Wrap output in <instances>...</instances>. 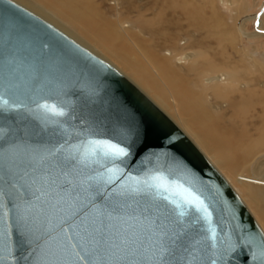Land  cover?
Wrapping results in <instances>:
<instances>
[{"label": "water", "instance_id": "obj_1", "mask_svg": "<svg viewBox=\"0 0 264 264\" xmlns=\"http://www.w3.org/2000/svg\"><path fill=\"white\" fill-rule=\"evenodd\" d=\"M0 264H264V231L125 75L0 0Z\"/></svg>", "mask_w": 264, "mask_h": 264}, {"label": "rangeland", "instance_id": "obj_2", "mask_svg": "<svg viewBox=\"0 0 264 264\" xmlns=\"http://www.w3.org/2000/svg\"><path fill=\"white\" fill-rule=\"evenodd\" d=\"M14 1L48 20L77 42L97 53L104 60L117 68L145 94H147L155 104H157L175 123H177V125L182 127L181 129L191 140L193 138L192 141L195 144L197 143V146L199 145L198 147L206 156H216L221 158L223 154L227 153L233 160H236L228 165L229 168H226V165L224 167L223 163L219 162H215V167L227 180L234 177L236 181L239 180L241 176L246 177L245 180L247 187H249L248 189L254 193L256 196L254 197L255 200L260 204V213H258L259 211L255 209L249 201L246 200L247 203L245 204L250 211L252 210L251 213L264 231V216L262 214L264 213V148L255 149L252 152H249V148L245 145L242 146L237 144L234 147H229L228 150L226 148V152L223 154H216L214 150H211L195 136L196 133L190 129L185 120L187 117L181 116L180 113L179 115L173 108L163 106L158 97L153 94V91L149 86L137 77L138 75L141 78L142 73H147L153 77V71H157L155 67H153L152 71L151 67L148 65L149 63L151 64V62L148 59L147 53L151 47V50L156 51L155 53L157 57L162 56L161 58H168V61L173 68L183 71L180 70L181 67L176 66L175 63L180 61L181 55L187 50L178 49L177 43L178 40L190 37L192 43L196 40L197 44L200 43V46L202 45V47L205 48L200 49L201 47L197 46L192 48L196 52H200L199 54L202 55L203 53L205 55V50L208 48L209 53H206L208 56L206 57L209 60V65H211L210 63L213 61L210 57H212L214 53L221 54L222 58H229L233 65V67H215L213 68L215 71L212 70L211 67L210 69L212 71L207 70L201 72L197 84L195 80H193L195 83L192 84L195 90L203 92L206 95L211 94L213 90H217L224 97H226V95L230 96L232 98L231 100L227 98L219 101V103L225 102L229 104V108L225 109L227 114L222 122L227 121V119L230 120L231 118H235L236 114H234V111L237 106L240 111V119L245 124L244 126L248 130L249 136L255 141L260 136L264 137V36L257 34L258 25L255 19V15L261 13L262 8L264 7V0H236L232 8L224 6L219 0H212L214 2H211V0H188L191 2L188 3L190 9H192V7L201 8L204 17L211 18L216 16L217 19H219V21H217L220 26L212 27L211 29L206 24L207 27L203 25V28L200 30L192 27V25L189 26V23L184 21V12L179 5L176 3L168 5L165 0H125V3L120 7L121 13H119L120 15L118 17L113 16L118 13L110 12V10L115 7L111 4V0H84L86 2H93L96 10L107 15L106 18L115 23L120 32L123 31L120 25L124 26V24L131 22V29H127L126 32L132 37L135 34L136 41L141 39L140 43L144 42V44L147 45V48L143 49V54L146 53L144 55L145 57H142L143 55L137 51V47L132 45L129 39H125L126 51L124 50V52H126L125 55L129 61L128 66L126 67L114 59V57L112 58V56H108V52L98 44L87 42L85 36L82 34V30L78 27L71 26L61 17L52 15L47 7H44L37 2L38 0ZM51 3L53 9L59 11L62 16L65 18H72L76 21L77 23H74V25H83L84 22L79 17L80 13L75 12L74 9L70 7H66L60 0H54L53 2H50V5ZM74 3L75 4L71 6L76 4L82 6V3H76L75 0ZM176 22L179 23V25H175ZM180 24H182V26ZM260 29L264 31V15L261 19ZM87 31H89V34L92 33L90 35L94 36L97 32H94L93 29H87ZM226 32H229L227 35L231 34L232 37L230 44L224 45L222 37ZM174 43H176V45H174ZM137 44L139 45V42ZM120 47L123 48L122 46ZM223 48H225V51H221ZM165 50L173 53L175 52L174 54L177 56L174 57V60L164 54ZM177 50H179V52ZM144 59L149 63H147V61L145 62ZM187 65L182 66L186 69L189 67V65ZM203 70L206 69L203 68ZM221 72L227 73L231 77L237 76L234 78L236 83L232 82L231 86L226 87H210L209 83L206 82V79ZM181 73L184 74L185 72L183 71ZM167 94L169 95V91ZM170 102L173 101L170 100ZM206 133L213 135L210 129H208ZM244 152L245 154L243 155ZM238 155L241 156L238 157ZM222 159L225 160V158ZM237 161H240V163ZM235 181L233 182V185L238 187Z\"/></svg>", "mask_w": 264, "mask_h": 264}, {"label": "bare ground", "instance_id": "obj_3", "mask_svg": "<svg viewBox=\"0 0 264 264\" xmlns=\"http://www.w3.org/2000/svg\"><path fill=\"white\" fill-rule=\"evenodd\" d=\"M49 1L53 2L54 0H38L37 2L41 5H43L44 7H47L49 9L48 11H50L52 15L59 16L62 19H64L71 26L78 27L80 30H82V34L85 36L87 42H92V43L98 44L99 46H101L102 48H104L108 52V54H109L108 56H112V58L114 57V59L119 61L121 64L125 65V67L128 66V63H129L128 58L125 55L126 52H124L125 46H126L125 45V42H126L125 39L126 38L130 40L132 45L137 47V51L143 55L142 57H145L144 55L146 53L143 54L144 53L143 49L147 48V45L144 44V42L140 43L141 39H138L136 41V36H134L135 35L134 33H133L134 35L132 37V36H129L128 32H126L127 29H131L130 28L131 22L130 23L125 22L126 24H124V26L120 25L121 28L123 29V31L120 32L117 25L106 18L107 15L96 10L93 2H90V1L86 2L84 0H75L76 3H79V4L82 3L81 4L83 6V8H82V6H78L77 4L74 6H71V5L75 4L74 0H60L61 3H63V5H65L66 7H70L72 9H74L75 12L80 13L79 17L82 19V21L84 23H83V25L77 26V25H74V23H77V22L74 21L72 18H68V17L65 18L64 16L61 15V13L59 11L54 10L52 3L50 5ZM219 1L224 6L230 7V8H232L234 3L236 2V0H219ZM165 2L168 5H170L172 3H176L177 5H179V7L184 12V19H185L184 21L189 23V26L192 25V27H195L198 30L202 29L203 25L206 27L208 25L211 29H212V27L220 26V24L218 22L219 19H217L216 16H213L211 18H207V17L203 16L201 8L199 9L198 7H192V9H190L188 7V3H191V2L188 0H181V1H179V0H165ZM211 2H214V1L211 0ZM124 3H125V0H113V1L111 0V4L114 5L115 7L112 9L114 11L110 10V12L111 13H118V14H115L113 16L118 17L120 15L119 14V13H121L120 7ZM109 7H111V6H109ZM28 10H30V9H28ZM30 11L33 12L32 10H30ZM36 15H38V14H36ZM263 15H264V11H262L260 16L255 15V19L258 22L257 34H260L261 36H264V31L260 29L261 19H262ZM39 17H41V16H39ZM214 17H215V19H214ZM41 18H43V17H41ZM44 20H46V19H44ZM213 20H215V21H213ZM46 21L49 22L48 20H46ZM49 23L52 24L51 22H49ZM176 24L179 25V23H177V22L175 23V25ZM180 25L182 26V24H180ZM53 26H55V25H53ZM56 28H58V27H56ZM87 29H93L94 32L97 31L95 36L90 35L92 33L89 34V31H87ZM59 30H61V29H59ZM63 33H65V32H63ZM227 33H229V32H226L225 34L223 33L224 35L222 37V40L224 41V45L230 44V42H231L232 35L231 34L227 35ZM66 35H68V34H66ZM189 38L190 37H185L183 40L182 39L178 40V43H177L178 49L187 50V51H185L184 54L181 55L180 61H177L175 63L176 66L181 67L180 70H183L185 72L184 74L181 73L183 71H179L176 68H173L169 63L168 58H165V57L161 58L162 56L157 57V55L155 53L156 51L151 50L152 49V47H151V49L148 50V53H147L148 59L150 60L151 64L146 60L147 57L144 60H145V62L147 61V63H149L148 65L151 67L152 71H153V67H155L157 69V71L156 72L153 71V77H152V75L150 76L147 73H142L141 78L138 75H137V77L140 80H143L144 83L149 86V88L153 91V94L158 97L159 101L161 102V104L163 106H168L169 108H173L174 110H176L178 112V114L180 113L181 116L187 117V118H185V120H186L188 126L190 127V129H192V131H194L196 133L195 134L193 132L195 134V136L202 143H204L206 146H208L211 150H214L216 154H218V155L223 154L226 152L225 151L226 148L228 150L229 147H234L237 144L242 145V146L245 145L247 148H249V152H252L255 149H263L264 148V137L260 136L255 141V140H253L252 137L249 136L248 130L244 126L245 124L240 119V111L237 108V106H236V109L234 111V114H236L235 118H231L230 120L227 119V121L222 122V120H224V118L226 117L227 113H226L225 109L229 108V104L225 103V102L219 103V101L222 99H227V98H229V100H231L232 98L230 96L226 95V97H224L217 90H213V89H212L213 92L211 94H208V95L204 94L203 92H199V91L195 90L192 83L196 82V84H197L201 72L207 71V70L212 71V70H214L213 68H215V67H217V68L227 67V66L233 67V65H232V62L229 60V58L228 59L222 58L221 54H219V53H214L212 55V57H210L211 60H213V61L210 63L211 65H209L208 64L209 60L207 58L208 56L206 55V53H209L208 48L205 50V55L202 53V55H204V56H202L201 54H199L200 52L198 53L192 48H195V46L201 47L200 49H205V48L202 47V45L200 46V43L197 44L196 40H194L192 43L191 38L190 39ZM73 40H75V39H73ZM172 40L174 41L173 38H172ZM138 42H139V45L137 44ZM77 43H79V42H77ZM80 45H82V44H80ZM174 45H176V43H174ZM120 46H122L123 48H121ZM83 47H85V46H83ZM85 48L88 49L87 47H85ZM175 48H176V46H175ZM88 50L91 51L92 53H94L95 55L99 56L97 53L93 52L92 50H90V49H88ZM222 50L225 51V48L221 49V51ZM119 51H121V52H119ZM177 51L179 52V50H177ZM174 53L171 51H168V50L164 51V54L173 60H174V57L177 56ZM99 57L102 58L101 56H99ZM187 64L189 65V67L184 69L183 66H186ZM193 66H195V67H193ZM203 68L206 70H203ZM236 77L237 76L231 77L229 74L221 72V73H219L213 77L212 76L208 77L206 79V82L209 83L210 87H217V86H219V87L225 86L226 87V86H231L232 82H235L234 78H236ZM193 80H195V82ZM168 91H169L170 97L172 96L171 98L167 94ZM145 95H147V94H145ZM169 98L173 102H170ZM231 103H232V101H231ZM180 128H182V127H180ZM208 129H210V131L212 132L213 135H209L208 133H206V131ZM192 140H193V138H192ZM244 154H245V152L243 153V155ZM239 156H241V155H238V157ZM206 157L214 166L216 164L215 162H217V163L219 162V163H223L224 167L226 165V168H229L228 165L231 164L232 162L236 161V160H233L230 156H228L227 153L223 154L221 156V158L216 157V156H214V157L206 156ZM222 158H225V160H223ZM237 162L240 163V161H237ZM245 179H246L245 176H241L239 178V180L235 181V178L231 177L228 179V181H229V183H231V185L233 186L235 191L239 194V196H241V199L243 200V202L247 203L246 200L249 201L255 207V209H257L259 211L258 213H260V210H259L260 204L258 203V201L255 200L254 197H256V196L254 195V193L248 189L249 187H247V183H246ZM234 181L238 185V187L233 185ZM262 214L264 216V213H262Z\"/></svg>", "mask_w": 264, "mask_h": 264}, {"label": "snow or ice", "instance_id": "obj_4", "mask_svg": "<svg viewBox=\"0 0 264 264\" xmlns=\"http://www.w3.org/2000/svg\"><path fill=\"white\" fill-rule=\"evenodd\" d=\"M119 151V150H118Z\"/></svg>", "mask_w": 264, "mask_h": 264}]
</instances>
